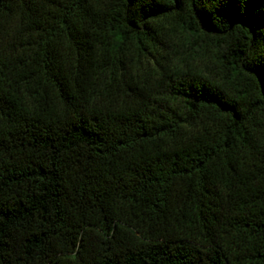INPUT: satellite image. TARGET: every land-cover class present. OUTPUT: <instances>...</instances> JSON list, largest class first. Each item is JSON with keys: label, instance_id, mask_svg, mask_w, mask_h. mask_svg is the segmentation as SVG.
<instances>
[{"label": "trees", "instance_id": "16d2710c", "mask_svg": "<svg viewBox=\"0 0 264 264\" xmlns=\"http://www.w3.org/2000/svg\"><path fill=\"white\" fill-rule=\"evenodd\" d=\"M0 264H264V0H0Z\"/></svg>", "mask_w": 264, "mask_h": 264}]
</instances>
